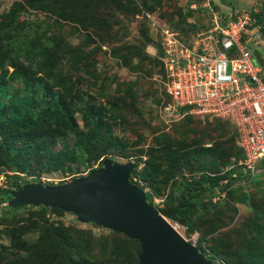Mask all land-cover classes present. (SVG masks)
I'll return each mask as SVG.
<instances>
[{"label":"rangeland","instance_id":"374dc122","mask_svg":"<svg viewBox=\"0 0 264 264\" xmlns=\"http://www.w3.org/2000/svg\"><path fill=\"white\" fill-rule=\"evenodd\" d=\"M27 1L29 0H0V16L5 15L12 8L17 10L16 23L23 26L18 33L19 39L29 30L24 27L25 21L29 24L35 20L47 21L43 14L29 12ZM108 1L106 7H96L97 10L94 9V12L99 11L102 17L111 14L108 18L110 29L100 31L101 39L91 40V44L86 47V50H98L99 56L102 51L103 55L96 56L95 59L85 58V62L82 61L83 65L81 64L77 70H74L72 63L63 62L62 56L57 63H60L58 69L63 73L61 79L65 80L64 84L71 85L69 94L83 92L90 106L99 112H102L99 105L106 103L105 94L122 102V105L116 106V111L113 113L119 112L125 120L124 124L111 121L105 123V126L111 123L110 130L118 140L117 145L110 148L108 155L91 161L87 167L82 161L77 159L75 161L72 157L57 162L33 153L23 155L22 159L20 155L13 156V160L7 161L9 167L3 170V174L14 173L24 177L26 184L62 185L86 176L89 171L99 168L102 161L120 164L137 162L136 167L131 171L134 174L130 173L129 182L142 192L152 193L155 206L159 208L161 207L159 195L165 194L170 186L168 183L163 185L160 182V175L155 168L163 172L171 171L176 180L197 176L201 168L220 176L224 167H228L235 160L236 138L227 125L216 126L213 121L194 117L177 120L174 112L169 113L166 110L170 101H167L164 94L165 82L160 65L167 57L165 51L175 54L183 51V48L193 47L194 53L199 52V43L196 41L200 33L195 36L190 29L185 31L186 25L177 29V24L180 25L183 21L180 15L187 8V0H158L157 3L154 0H142L144 7L138 6L140 0H135L130 3L133 12L120 5L117 0ZM119 1L124 3V0ZM196 1L200 2L201 9L198 13L194 12L189 20L196 22L202 28L212 19L205 17V8H207L205 5L210 6V4ZM234 1L236 3L230 5L236 10L255 7L254 11L256 8L264 7V0ZM18 2L21 6H18ZM224 2L225 0H213L219 9L215 8V10L228 15L230 11L227 4L226 6L222 4ZM22 8L21 13L18 9ZM216 17L214 16V19ZM59 25L61 30L58 33L55 32L57 28H53L45 37L61 40L67 49L85 51L82 43L86 34L77 30L78 26L72 24L70 20H65ZM30 37L27 36L26 41L34 45L36 41ZM41 40L44 41L43 38ZM51 43L45 41V46L50 53H53L54 49L49 48ZM13 44L17 43L13 42ZM259 50H264V40L262 48L257 51ZM117 51L118 55L123 53L127 66L121 63L118 55L111 57ZM16 58L18 63H23V56ZM85 69L92 70L95 75L87 76ZM11 70L8 69L9 72ZM45 83L51 86V80H46ZM10 85L14 88L18 87L15 83ZM117 88L120 90L115 91ZM52 90L55 94L62 91L55 87H52ZM125 90L131 94H123ZM133 95L136 99H130ZM70 102L68 99L66 103ZM73 114L76 125L85 133L89 125L81 120V112L76 111ZM105 116L108 119L110 113L107 112ZM47 140L52 141H48L51 153H57L64 148L69 149L72 144L70 134L55 135ZM86 148L83 157H89V153L95 154L94 148ZM163 149L174 150L179 155L176 158L179 166L175 168L168 166V161L171 160L165 158ZM263 163L264 160L256 167L253 176L255 180L261 181V186L264 185V175L260 170ZM144 169H148L150 173L144 174ZM3 174H0V187L6 189L8 185ZM144 176L149 178L144 179ZM236 185H242L243 190L248 194V205H235L229 201L230 191L226 194L221 193V197L226 198L225 203L223 202L216 214L205 213L198 219L194 223L193 231L187 233L180 225L162 216L187 243L194 245L198 252L208 250L213 253L214 261L209 260L212 264H248L246 262H250L251 257L246 252L253 248V241L249 237L254 234L251 225L258 224L264 228V195L261 198L255 188L248 183L233 181L229 184V188L232 189ZM5 204L6 202L1 206ZM210 227L216 229L213 235L208 233ZM211 237L215 239L210 241ZM221 238L222 247L216 244ZM247 238L252 244L245 248L243 242L246 243ZM10 248L12 250L7 252ZM17 248L22 249L23 252L17 254ZM139 253L137 241L91 223H80L72 214L61 210L60 212L26 211L12 219L0 220V264L9 261L24 264L22 259H25V264H139ZM257 261L258 264H264V261L261 263L258 259Z\"/></svg>","mask_w":264,"mask_h":264},{"label":"trees","instance_id":"16d2710c","mask_svg":"<svg viewBox=\"0 0 264 264\" xmlns=\"http://www.w3.org/2000/svg\"><path fill=\"white\" fill-rule=\"evenodd\" d=\"M117 1L120 5L132 11L130 3L135 0H124V3L119 0ZM154 1L157 3L158 0ZM200 1L210 4V6L205 5V7H207L205 8V17H212V19L206 22L204 24L205 26L203 25L202 28H200V25L196 22L190 21L189 19L192 17L193 13H198L201 8L199 6L200 2L198 3L196 0H187V8L180 15L183 21L180 22V25L177 24V29H181L183 25H186L185 31L190 29L195 36L200 33L197 35L198 39L208 35L210 39H220L222 37L220 29L225 27L229 21L234 20L242 11H248L253 25L260 26V34L264 38V7H260V9L256 8L255 12L253 11L255 7L236 10L234 6L230 5L231 3H236V1L225 0L222 4H227L230 12L228 15H224L223 12L215 10L217 6L213 3V0ZM107 2L109 1L29 0L27 1L28 11H35L43 14L47 21L35 20L32 24L25 21L24 27H27L29 30L23 33L21 39H19L18 33L23 29V26L16 23L17 16L15 12L17 10L12 8L5 15L0 16V174H3V170H7V167H9L7 161L9 159L13 160V156L17 155H20L22 159L23 155L33 153L46 159L51 158V160L57 162L65 161L67 158L69 159L72 157L75 161L76 159L82 161L87 167L91 161L108 155L110 148L117 145L118 140L113 136L110 130L111 123H109L108 126H105V123L106 121H111L112 123L118 122L120 125L122 122L124 124L125 120L119 112L116 114L113 113V111H116V106L122 105V102L109 98L110 96L105 94L106 103L99 105V108H102V112H99L96 108L90 106L83 92L77 91L74 94H69L71 85L66 86L64 84L65 80L61 79L63 73L58 69L60 63H57L60 62V56H62L61 59H63V62L72 63L74 70H77L81 64L83 65L85 58L90 57L91 59H95L96 56H99L97 53L98 50H86V47L91 44V40L101 39L100 31L110 29L108 18H110L111 14L108 13V15L102 17L99 11L94 12V9L97 10L96 7H106L105 4ZM139 2L138 6L144 7L142 0ZM192 4L194 8H191ZM18 6H21L19 2ZM90 7L91 9H89ZM22 10L23 8L18 9L21 13L23 12ZM214 16H217L216 19H214ZM65 20H70L72 24L78 26L77 30H81L86 34V38L83 39L84 42L82 43V48H84L85 51L67 49L65 48V44L61 43V40H56L54 38L53 40L45 37L53 28H57L55 32L58 33L59 30H61L59 23ZM214 25L218 26L217 29L210 31ZM28 32L30 34L27 35ZM29 35L31 39L36 41L34 45L26 41ZM41 38H43L44 41H42ZM45 41H47V43L52 42L49 48H53V53L55 54L59 51L56 54L58 56H54L53 53L49 52L48 47L45 46ZM13 42L17 44L14 45ZM253 52L255 53L253 54ZM92 54L94 55L92 56ZM99 54V57H101L103 52L100 51ZM122 54L123 53L118 55L117 51L111 55V57L114 58L118 55L121 63L127 66V62ZM20 55L23 56L22 64L18 63L16 58ZM251 60L253 64L260 67L261 71L258 76L264 82V50H253L251 53ZM160 65L161 75L165 82L164 94L169 102L170 97L165 93V87L168 83V78L166 77L167 71L164 69L163 64L160 63ZM9 68L12 69L10 72L8 71ZM84 72L89 77L95 75L92 70L85 69ZM46 80H51V86L45 83ZM10 83H15L18 87L14 88ZM99 86H101V84H99ZM52 87L61 89L62 91L55 94L53 93ZM12 88L14 89L12 90ZM119 90L118 88L115 89V91ZM123 92L125 95H127V93L128 95L131 94L126 90ZM37 94H39V97H37ZM68 99H70V103H66ZM130 99L136 98L133 95ZM129 101L130 100H128V102ZM190 108V106H177L175 111H173L175 115H177V120H184L187 117L208 120L200 119L192 115L189 113ZM76 111L81 112V120L85 121L84 124L89 125L85 133L76 125L73 114ZM107 112L110 113L108 119H106L107 116H105ZM210 121H213V124H216V126L227 125L233 131L236 138L237 150L235 160H233L228 167H224L223 173L220 176L216 174L213 175L204 168H201L197 176L176 180V177L171 174V171L163 172L155 168L158 175H160V182L163 185L168 183L170 186L165 194L159 195L161 198V207L157 208V206H155V198L152 193L144 192L147 205L156 210L159 215L180 225L187 233L191 230L193 231L194 223L203 217L205 213L216 214L215 212L225 203L224 201H226L225 196L221 197V193L226 194V192L229 193L230 191L229 201L235 205H248V194L243 190L242 185H236V187L232 189L229 188V184L233 183V181L248 183L249 186L255 188L257 194H259L261 198L264 195V189H262L264 185L261 186V181L255 180L250 175V171L243 165L244 153L239 146V136L235 126L227 120L211 119ZM66 134L72 136L71 147L66 150L64 148L57 153H51L50 147L48 146V141L51 140H47V138L54 137L55 135L64 136ZM86 147L94 148L95 154L89 153V157H83L82 154L86 151ZM163 151L165 158L171 160L168 161V166L170 168L179 166L176 160L179 155L174 150L163 149ZM261 161L262 159L260 162ZM136 163L137 162H135V164L133 163V168L136 167ZM2 165H4V168H2ZM262 166L260 170L264 175V163ZM143 172L144 174L150 173L148 169H144ZM131 174H134V172ZM131 174L128 181L131 180ZM3 175H5V173ZM143 178L148 179L149 177L144 176ZM5 179L8 188L5 189L0 187L1 221L20 216V214L26 211L41 212L50 210L60 212L59 209H49L42 206H18L14 208L1 206L10 199V192L13 189H19L21 185L27 183L24 177H20L14 173H12V175H5ZM228 188L229 190L226 191ZM215 197H217V199L213 201ZM251 228L254 230V234L249 237H251L253 241V248L247 250L246 254L251 257L249 261L252 263H246L258 264L257 259L259 263L264 261V228L262 225L259 226L258 224L251 225ZM215 232V228H209V234L213 235ZM214 239V237H211L209 240L213 241ZM220 240H222V238L219 239V241L217 240L216 244L222 247L223 243ZM243 244L244 247L247 248V245H251L252 243L250 240L248 241L247 238L246 243L243 242ZM10 250L12 249H8L7 252ZM17 250V254L23 252L22 249L17 248ZM199 252L208 260L214 261V254L210 251L201 250ZM236 257H238V255ZM22 261L25 264V259H22ZM1 264L17 263H15V261H9L8 263Z\"/></svg>","mask_w":264,"mask_h":264},{"label":"built area","instance_id":"2783aa9c","mask_svg":"<svg viewBox=\"0 0 264 264\" xmlns=\"http://www.w3.org/2000/svg\"><path fill=\"white\" fill-rule=\"evenodd\" d=\"M252 24L248 14L237 16L220 29V39L209 35L197 39L198 53L184 48L176 54L167 52L164 60L165 92L171 101L166 110L190 106L189 113L200 119L232 123L244 153L243 165L250 172L264 158V82L248 50L262 42Z\"/></svg>","mask_w":264,"mask_h":264},{"label":"water","instance_id":"95a60500","mask_svg":"<svg viewBox=\"0 0 264 264\" xmlns=\"http://www.w3.org/2000/svg\"><path fill=\"white\" fill-rule=\"evenodd\" d=\"M132 169L131 163L102 161L67 184H23L5 206L59 209L80 223L123 234L138 242L139 264H212L147 205L144 193L128 182Z\"/></svg>","mask_w":264,"mask_h":264},{"label":"clouds","instance_id":"9594fccd","mask_svg":"<svg viewBox=\"0 0 264 264\" xmlns=\"http://www.w3.org/2000/svg\"><path fill=\"white\" fill-rule=\"evenodd\" d=\"M191 8H194V5H191ZM254 12H255V10H254ZM242 14H248V11H242V13L241 14H239L238 16H240V15H242ZM249 15V14H248ZM237 17V16H236ZM215 26V25H214ZM252 27L253 28H255V27H257L258 28V31H259V34H260V26L259 25H253L252 24ZM260 36H261V34H260ZM263 40H264V38L261 36V39H260V41L262 42L261 43V45H257V46H249L248 47V50H249V52H250V55H251V53H252V51L253 50H258V49H261L262 48V46H263ZM192 48V47H191ZM184 49V48H183ZM190 49V48H189ZM166 52V55H167V52L168 51H165ZM170 53V52H169ZM171 54V53H170ZM176 54V53H175ZM167 57H165L163 60H162V64H163V67H164V69H165V66H164V60L166 59ZM257 66V65H256ZM258 68H259V73H260V71H261V69H260V67L259 66H257ZM259 73H258V75H259ZM260 78V77H259ZM166 88V87H165ZM166 93V92H165ZM170 103H171V101H170ZM169 103V104H170ZM168 104V105H169ZM167 105V106H168ZM168 112H169V110H167ZM169 113H172V112H169ZM193 115V114H192ZM264 158H262V160H263ZM261 160V159H260ZM260 160L257 162V164L255 165V167H254V170L252 171V172H250V175L253 177L254 176V173H255V171H256V167L258 166V164L260 163ZM132 164V163H131ZM134 167V166H133ZM130 176V175H129ZM129 182V181H128ZM130 183V182H129ZM131 184V183H130ZM144 193V192H143ZM217 199V197H215V198H213V201L214 200H216ZM198 252V251H197ZM199 253V252H198ZM200 254V253H199ZM203 256V255H202ZM205 257V256H204ZM206 258V257H205ZM207 259V258H206ZM208 260V259H207ZM212 263V262H211Z\"/></svg>","mask_w":264,"mask_h":264}]
</instances>
